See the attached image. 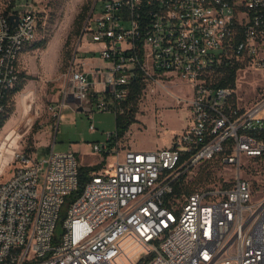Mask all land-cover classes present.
<instances>
[{
    "label": "built area",
    "instance_id": "obj_1",
    "mask_svg": "<svg viewBox=\"0 0 264 264\" xmlns=\"http://www.w3.org/2000/svg\"><path fill=\"white\" fill-rule=\"evenodd\" d=\"M38 25L34 11L0 10V119ZM86 32L108 63L94 81L83 69ZM81 33L61 111L73 100L94 132L96 110L125 111L134 79L144 89L176 80L188 92L176 102L189 104L192 121L155 150L108 133L92 145L101 160L68 204L80 186L75 152L17 156L0 182V264H264V94L242 108L237 87L220 83L227 66L264 68V0H93ZM216 158L235 169L230 184L177 197L180 178Z\"/></svg>",
    "mask_w": 264,
    "mask_h": 264
},
{
    "label": "rangeland",
    "instance_id": "obj_2",
    "mask_svg": "<svg viewBox=\"0 0 264 264\" xmlns=\"http://www.w3.org/2000/svg\"><path fill=\"white\" fill-rule=\"evenodd\" d=\"M92 3L93 0H0V10L5 13L29 10L39 15L36 39L20 57V82L24 81V86L11 94L5 112L7 119L0 129V154L3 136H7L12 129L20 134L2 154L0 182L7 179L20 164L17 156L44 158L52 149L56 152L73 151L81 166L90 167L101 160L92 145L104 143L107 134L117 130L116 113L113 111H95L93 121L96 131L93 132L88 113L76 111L74 101L70 100L69 105L64 106L62 111L60 109L64 91L68 90L67 70L80 42L81 29L88 13L85 14L84 9ZM99 9L100 4L97 5ZM81 42L83 51L85 46L95 44L90 32L84 33ZM98 53H83V56L98 57ZM163 82L164 87L149 85L142 91L137 101L136 122L121 136V143L126 148L147 151L171 147L176 135L191 123L189 104L179 105L175 99V95H185L186 87L176 80ZM236 87L242 108L254 104L264 94V68H240ZM60 111L64 116L59 120ZM245 161H248L246 157ZM257 168L255 162H250L248 175L253 182L258 179ZM234 171L216 158L184 175L182 185L193 191L226 187L230 184L226 180L232 179ZM138 246L140 250L142 246Z\"/></svg>",
    "mask_w": 264,
    "mask_h": 264
},
{
    "label": "trees",
    "instance_id": "obj_3",
    "mask_svg": "<svg viewBox=\"0 0 264 264\" xmlns=\"http://www.w3.org/2000/svg\"><path fill=\"white\" fill-rule=\"evenodd\" d=\"M85 14L89 10V5L85 7ZM8 13V12H7ZM86 16V15H85ZM85 18V17H84ZM40 44H38L36 47H38ZM239 66H227L226 70L224 71L223 75L220 77V83L222 85H231L232 87H236V80H237V71H238ZM24 86V81L19 82L18 85L14 88L12 94L20 91ZM131 92L128 96V99L126 101V106H125V111L119 115L116 116V125H117V130L119 132V135L122 136L124 135L131 124L136 122V113H137V101L142 94V91L144 89V84L139 78H136L133 80L131 84ZM7 119V115H3L0 119V129L4 126L5 121ZM97 166H90V167H83L81 166L80 168V186L79 189L73 193L72 195L69 196L68 198V203L71 201L75 200L78 196H80L83 192L84 185L89 179V174L91 171L95 170ZM184 177L180 178V180L176 183L175 185V194L177 197H181L183 194L189 195L190 193L193 192V190L186 189L182 185ZM66 212V207L63 210V215ZM144 264V263H141Z\"/></svg>",
    "mask_w": 264,
    "mask_h": 264
},
{
    "label": "crops",
    "instance_id": "obj_4",
    "mask_svg": "<svg viewBox=\"0 0 264 264\" xmlns=\"http://www.w3.org/2000/svg\"><path fill=\"white\" fill-rule=\"evenodd\" d=\"M12 12L13 11H11L10 13H12ZM84 48H85L84 54L88 55L90 53L91 55H95V53L99 52V49L101 48V44L95 42V44L87 45ZM83 62H84L83 69L88 73L89 79L91 81H94V79L96 78L95 74H93L96 67H105L108 65V63L100 57V54L98 57H96V56H92V57L85 56ZM98 86H100V85L98 84ZM73 110H76V109L73 108ZM76 111H81V109L76 110ZM62 116H64V115L61 112L59 120L62 118ZM59 120H58V122H59ZM91 166H94V165H91Z\"/></svg>",
    "mask_w": 264,
    "mask_h": 264
},
{
    "label": "bare ground",
    "instance_id": "obj_5",
    "mask_svg": "<svg viewBox=\"0 0 264 264\" xmlns=\"http://www.w3.org/2000/svg\"><path fill=\"white\" fill-rule=\"evenodd\" d=\"M19 136H20L19 131H16V129H12V131H10V133L7 136L6 135L3 136L4 138L2 139V149H1V154H0V167H1V160H2L3 152L7 151L11 147V144L15 140H17Z\"/></svg>",
    "mask_w": 264,
    "mask_h": 264
},
{
    "label": "water",
    "instance_id": "obj_6",
    "mask_svg": "<svg viewBox=\"0 0 264 264\" xmlns=\"http://www.w3.org/2000/svg\"><path fill=\"white\" fill-rule=\"evenodd\" d=\"M10 18H11L12 22L14 23V26H16L17 21H15V16L11 15ZM107 90H108V88H107ZM72 101H73V100H72ZM69 102H71V101H69ZM81 110H82V109H81Z\"/></svg>",
    "mask_w": 264,
    "mask_h": 264
}]
</instances>
